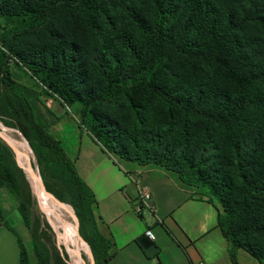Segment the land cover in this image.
Listing matches in <instances>:
<instances>
[{"label": "trees", "instance_id": "obj_1", "mask_svg": "<svg viewBox=\"0 0 264 264\" xmlns=\"http://www.w3.org/2000/svg\"><path fill=\"white\" fill-rule=\"evenodd\" d=\"M1 20L0 120L59 182L43 187L71 206L95 264L109 257L94 197L49 133L47 100L73 108L105 153L174 172L218 206L231 247L264 264V0H0ZM3 152L0 188L28 226Z\"/></svg>", "mask_w": 264, "mask_h": 264}, {"label": "crops", "instance_id": "obj_2", "mask_svg": "<svg viewBox=\"0 0 264 264\" xmlns=\"http://www.w3.org/2000/svg\"><path fill=\"white\" fill-rule=\"evenodd\" d=\"M56 120L50 127L75 170L92 192L98 236L106 242L107 264H260L232 248L218 228L220 210L157 165L141 166L105 153L78 123ZM73 129V126H71ZM150 192L153 214L133 211L140 189ZM24 228L17 202L0 188V264H20ZM150 230L156 252L147 256L137 243Z\"/></svg>", "mask_w": 264, "mask_h": 264}, {"label": "rangeland", "instance_id": "obj_3", "mask_svg": "<svg viewBox=\"0 0 264 264\" xmlns=\"http://www.w3.org/2000/svg\"><path fill=\"white\" fill-rule=\"evenodd\" d=\"M3 26H7V24H5L3 20H1L0 29ZM7 28H10V26ZM26 79L27 78L23 76L21 80L23 82H26L27 81ZM53 102L54 104L49 102V100H47L46 106L48 105L51 107L53 104L51 111L56 116L57 118L56 120L60 121V119L61 120L66 119L69 125L65 126V129L72 131L75 128L74 123H78V125H80L73 108L69 110L66 107L60 105L58 102L55 101ZM7 123L8 121L6 119L0 120L1 133L5 134L8 138H13V137L20 138L26 142V140L20 135V133L17 130L8 127ZM71 126H73V129L71 128ZM50 127H49V133L52 134L50 132ZM1 137L3 138V141L5 143L0 139V152L3 155H5L6 153L3 152V150L4 148L8 149L14 162L17 163V164L15 163L17 167V171H15L17 185L20 189V194L22 195L23 198H25L28 201L29 204V224L28 226L24 225L22 232H20L22 239V246L24 247L28 264H78V263L95 264L94 254L92 253V250L88 242H86L79 234V230H78L79 224L78 221L76 222L74 218L75 214L73 209L66 201L60 202L53 197L52 193L60 192L59 182L50 172L45 171L41 169L40 166H38L35 155L31 150L29 144L26 142L29 148V152H28L29 157L31 156L30 157L31 165L33 164L32 165L33 169L39 175L41 185L44 186V181H45L52 193L47 192L46 189L44 190L48 194H50L56 200V202H58L59 204L62 203V205L65 206L70 211L71 215L64 213L58 207L56 208L57 211L51 216L49 213L45 211V208L43 206L39 205L29 186L28 177L20 166V163L17 158V154L15 152L13 154L9 150L8 146L6 145L7 142L5 138L3 136ZM76 231L78 232V235ZM84 235L87 237V239L91 241V243L94 244V247L96 248L97 244L94 241L92 225L89 222L86 223L84 226ZM71 236L72 237L74 236L78 240V242L76 241L74 245L75 247L77 245L78 246L84 245L87 247L88 252L80 251L78 257L72 258L69 255V251L72 250L74 247L70 241ZM78 236L80 237V239L78 238ZM95 252H96L95 257L100 258V251L96 248Z\"/></svg>", "mask_w": 264, "mask_h": 264}, {"label": "bare ground", "instance_id": "obj_4", "mask_svg": "<svg viewBox=\"0 0 264 264\" xmlns=\"http://www.w3.org/2000/svg\"><path fill=\"white\" fill-rule=\"evenodd\" d=\"M8 131V130H5ZM0 135L3 136L6 142L14 149L15 153L17 154L18 161L20 163L21 168L23 169L24 173L28 177L29 186L40 206L45 208V211L49 213L51 216L57 211L56 208H60L64 213L71 215L70 211L63 206L56 202L43 188L41 185L40 177L37 172L33 169L29 157V148L27 143L20 138H8L5 134L1 133ZM7 138V139H6ZM14 154V153H13ZM33 163V162H32ZM70 241L75 245L76 241L78 242L77 238L74 236L70 237ZM80 251L88 252L86 246H74L72 250L69 251V255L72 258L78 257ZM79 264V263H78Z\"/></svg>", "mask_w": 264, "mask_h": 264}, {"label": "built area", "instance_id": "obj_5", "mask_svg": "<svg viewBox=\"0 0 264 264\" xmlns=\"http://www.w3.org/2000/svg\"><path fill=\"white\" fill-rule=\"evenodd\" d=\"M154 210H155V206L151 198L150 192L144 188L140 189L133 206V211L136 214L140 215L144 211L153 214ZM144 235L149 240H153V235L150 230H146Z\"/></svg>", "mask_w": 264, "mask_h": 264}, {"label": "water", "instance_id": "obj_6", "mask_svg": "<svg viewBox=\"0 0 264 264\" xmlns=\"http://www.w3.org/2000/svg\"><path fill=\"white\" fill-rule=\"evenodd\" d=\"M49 102H51V103H53L54 104V102L52 101V100H49ZM53 104H52V106L50 107V106H48L47 105V107L48 108H50V109H52V107H53ZM0 139L3 141V138L1 137V135H0ZM4 142V141H3ZM5 143V142H4ZM6 145L8 146V148L10 149V151L12 152V153H14L15 151H14V149L10 146V145H8L7 143H6ZM43 186V185H42ZM44 188V187H43ZM50 195V194H49ZM51 196V195H50ZM52 197V196H51ZM53 198V197H52ZM54 199V198H53ZM204 199L205 200H207V198L206 197H204ZM55 200V199H54ZM56 201V200H55ZM60 204H62V203H60ZM74 218H75V220H76V222H77V219H76V217L74 216ZM77 232V231H76ZM77 235H78V232H77ZM78 238L80 239V237L78 236ZM137 243L139 244V246L142 248V250L144 251V253L147 255V256H151V255H153L155 252H156V247H155V245H154V243L152 242V241H150L146 236H142L141 238H139L138 240H137ZM89 254H90V251H89Z\"/></svg>", "mask_w": 264, "mask_h": 264}]
</instances>
